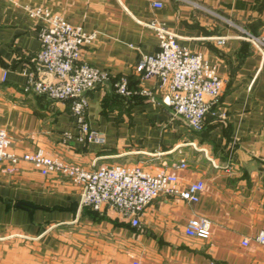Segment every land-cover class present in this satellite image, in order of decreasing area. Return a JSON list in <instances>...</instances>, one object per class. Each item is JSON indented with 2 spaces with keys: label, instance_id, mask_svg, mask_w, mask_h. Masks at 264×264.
<instances>
[{
  "label": "crops",
  "instance_id": "0c3cea01",
  "mask_svg": "<svg viewBox=\"0 0 264 264\" xmlns=\"http://www.w3.org/2000/svg\"><path fill=\"white\" fill-rule=\"evenodd\" d=\"M30 8L96 35L83 59L111 81L89 93L87 121L104 146L80 140L70 101L25 92L44 27ZM152 23L222 79L225 121L209 115L202 132L190 130L163 103L159 82L136 73L143 56L160 51ZM248 35L264 36V0H0V129L11 153L42 151L89 170L175 171L182 188L205 186L197 204L160 196L136 228L113 208L81 207L80 186L61 174L0 162V264H264L256 240L264 230V50ZM121 79L129 97L116 93ZM182 161L188 167L174 170ZM198 217L212 223L209 239L185 234Z\"/></svg>",
  "mask_w": 264,
  "mask_h": 264
},
{
  "label": "built area",
  "instance_id": "2783aa9c",
  "mask_svg": "<svg viewBox=\"0 0 264 264\" xmlns=\"http://www.w3.org/2000/svg\"><path fill=\"white\" fill-rule=\"evenodd\" d=\"M162 8L161 2H154ZM33 19L44 21L40 32V50L34 58L36 71L28 74L25 92L46 97L57 102H71L72 115L76 119L80 140L104 146L106 138L92 130L87 121L89 93L111 81L107 71L91 66L83 59V50L96 39L80 26H73L62 17L44 8H30ZM160 39V51L153 56H143L136 67L142 80H156L164 95L163 103L173 109L174 116L183 120L190 130L202 132L209 115L218 121L227 119L221 107L222 79L199 54H192L179 44L178 36L168 29L152 23L149 25ZM247 39L264 50V36L248 35ZM223 45L226 38H217ZM116 93L129 97L128 81L121 79L114 84ZM143 96H150L146 90ZM11 142L5 130L0 129V162L9 161L14 166L30 164L42 175L57 173L69 178L81 188V207L104 212L113 208L119 216L138 228L145 209L160 196L180 198L197 204L204 191V183L197 182L188 188L180 186L177 173L159 170L150 173L141 167L125 165L102 166L89 170L77 163L46 155L42 151L17 156L10 152ZM188 167L185 161L174 166V170ZM212 223L205 217L191 219L185 226L188 237L209 239ZM264 247V230L257 238ZM245 246L248 241H244ZM134 264H141L135 262ZM218 264V263H213Z\"/></svg>",
  "mask_w": 264,
  "mask_h": 264
}]
</instances>
